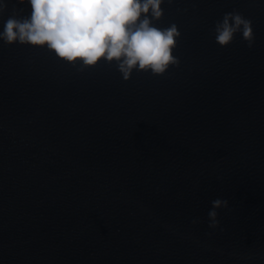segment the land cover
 Returning a JSON list of instances; mask_svg holds the SVG:
<instances>
[{
	"label": "water",
	"instance_id": "water-1",
	"mask_svg": "<svg viewBox=\"0 0 264 264\" xmlns=\"http://www.w3.org/2000/svg\"><path fill=\"white\" fill-rule=\"evenodd\" d=\"M0 2V31L29 15ZM160 9L159 75L0 41V264H264V0ZM229 12L251 47L215 43Z\"/></svg>",
	"mask_w": 264,
	"mask_h": 264
},
{
	"label": "clouds",
	"instance_id": "clouds-1",
	"mask_svg": "<svg viewBox=\"0 0 264 264\" xmlns=\"http://www.w3.org/2000/svg\"><path fill=\"white\" fill-rule=\"evenodd\" d=\"M27 3L25 19L9 17L0 31L6 45L19 43L44 47L69 64L93 67L100 60L115 63L121 78L130 73L149 71L162 74L177 63L171 55L179 36L175 25L157 29L153 21L161 16L162 0H18ZM0 2V10L3 9ZM214 41L228 45L239 33L247 47L254 41L251 21L239 13H225L214 25ZM226 201L211 202L209 227L216 226V209Z\"/></svg>",
	"mask_w": 264,
	"mask_h": 264
}]
</instances>
